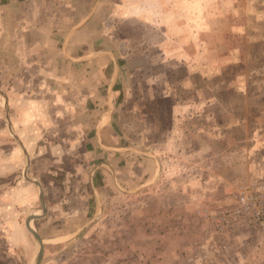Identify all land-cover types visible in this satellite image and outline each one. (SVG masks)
Instances as JSON below:
<instances>
[{
    "label": "crops",
    "instance_id": "1",
    "mask_svg": "<svg viewBox=\"0 0 264 264\" xmlns=\"http://www.w3.org/2000/svg\"><path fill=\"white\" fill-rule=\"evenodd\" d=\"M204 2L0 0V252L37 246L32 215L44 244L70 243L104 195L163 180L187 153L200 173L204 155H221L218 135H201L209 122L196 121L220 78L197 98L203 77L218 72L197 58L217 16ZM173 95V111L157 106Z\"/></svg>",
    "mask_w": 264,
    "mask_h": 264
},
{
    "label": "rangeland",
    "instance_id": "2",
    "mask_svg": "<svg viewBox=\"0 0 264 264\" xmlns=\"http://www.w3.org/2000/svg\"><path fill=\"white\" fill-rule=\"evenodd\" d=\"M139 1L150 8L152 1L157 8L161 5V0ZM205 1L217 16L208 22L206 51L197 58L214 64L218 72L203 77L197 98L206 95L204 88L213 85L212 78H220L215 96L197 102L202 115L196 121L209 122L201 135L210 143L218 135L221 155L216 161L204 155L200 173L191 163L195 155L187 153L188 160L170 164L163 180L130 184L104 195L94 222L76 240L45 242L41 264H264V231L234 228L213 218L237 205L248 185L264 183V0ZM155 85L160 90L162 82ZM175 98L170 104L167 99L155 101L173 111L181 100ZM229 118L234 119L230 127ZM194 147L190 142L189 149ZM182 167L180 178L177 171ZM180 183L189 187L186 192ZM31 227L36 230V224ZM39 250V242L21 243L14 253L0 252V264H36Z\"/></svg>",
    "mask_w": 264,
    "mask_h": 264
},
{
    "label": "built area",
    "instance_id": "3",
    "mask_svg": "<svg viewBox=\"0 0 264 264\" xmlns=\"http://www.w3.org/2000/svg\"><path fill=\"white\" fill-rule=\"evenodd\" d=\"M213 218L234 228L244 226L264 231V183L248 185L237 205L227 209L220 218Z\"/></svg>",
    "mask_w": 264,
    "mask_h": 264
},
{
    "label": "water",
    "instance_id": "4",
    "mask_svg": "<svg viewBox=\"0 0 264 264\" xmlns=\"http://www.w3.org/2000/svg\"><path fill=\"white\" fill-rule=\"evenodd\" d=\"M43 211H46V207L43 208ZM39 217V215H32L28 218V223H27V227L28 229L32 232V234L34 235V237L37 239V241L40 244V250H39V254H38V258H37V262L36 264H41L42 260L44 258V254H45V244H44V240L41 237V235L39 234V232L37 230H35L33 227H31L30 222L31 220L35 219Z\"/></svg>",
    "mask_w": 264,
    "mask_h": 264
}]
</instances>
